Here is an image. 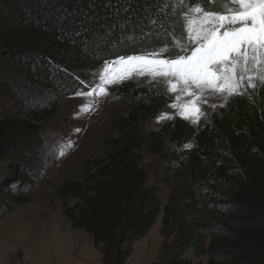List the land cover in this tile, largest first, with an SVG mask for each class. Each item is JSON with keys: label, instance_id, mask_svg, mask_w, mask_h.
I'll return each instance as SVG.
<instances>
[{"label": "trees", "instance_id": "trees-1", "mask_svg": "<svg viewBox=\"0 0 264 264\" xmlns=\"http://www.w3.org/2000/svg\"><path fill=\"white\" fill-rule=\"evenodd\" d=\"M197 2L220 7L191 0ZM171 4L159 12L158 0H0V101L10 103V108L0 105L3 207L11 211L29 201V193L13 186L33 180L15 163L25 158L23 147L41 139V125L56 117L63 99L90 90L104 60L171 45L165 35L174 27ZM44 91L57 99L30 105ZM110 92L131 105L110 123L112 136L100 154L83 160L82 177L59 187L71 224L114 247L117 263L126 264L161 213L156 188L145 185L148 171L140 165L146 149L170 174L162 222L174 248L159 264H193L184 257L189 249L198 259L207 258L205 264H261L264 222H254L264 220V84L253 98L230 97L198 124L175 117L159 130L146 126L171 104L168 96L135 81ZM22 103L28 105L15 108ZM250 249L261 253H243Z\"/></svg>", "mask_w": 264, "mask_h": 264}, {"label": "rangeland", "instance_id": "rangeland-1", "mask_svg": "<svg viewBox=\"0 0 264 264\" xmlns=\"http://www.w3.org/2000/svg\"><path fill=\"white\" fill-rule=\"evenodd\" d=\"M127 81H135L152 93L168 96L171 104L177 102L176 94L165 93L162 85L149 81L147 77H134L122 83ZM119 84L121 83L108 86L109 94L106 97L92 98L99 102L93 103V110L87 113L81 111V108L90 102V98L78 94L63 99L56 117L41 125V139L34 140L26 148L23 147L25 158L17 160L15 164L29 173L33 181L23 182L19 187L13 188L19 193H29L30 198L26 204L16 206L11 211L0 203V264H118L114 247L95 242L91 234L76 229L66 218L58 190L65 180L82 177L83 160L100 154L101 148L112 136L110 123L118 113L126 112L130 108V101L110 92ZM258 84L260 83L257 82ZM245 94L253 98L254 89H247ZM33 98L30 105L39 107L57 99L56 95L49 91L39 92ZM188 99L181 97L179 102L183 103ZM213 104L215 107H212ZM224 104L225 101L220 97L208 98L207 103L201 104L204 115L200 121L208 114L224 107ZM0 105L3 108H10V103H5V100H1ZM24 105L27 106L28 103L14 106L21 111ZM170 105L146 128L159 130L171 119L180 117L176 114L177 110ZM165 116L167 118H164ZM69 141L71 146H68ZM57 145H63L66 155L59 157L54 154ZM140 165L148 171L145 185L156 188L161 213L154 227L134 244L133 252L126 264H159L165 254L174 248V237L170 235V230L165 229L162 222L164 209L169 204L171 194L166 184L170 174L162 160L146 149L142 151ZM197 195L202 200L201 190ZM262 222L264 220L261 219L254 224ZM205 235L208 236V233L205 232ZM118 240L121 242L123 239L120 236ZM238 253L242 254L240 251ZM243 253L259 254L261 251L250 249ZM184 257L193 264L207 262V258L198 259L193 256L192 249L187 250ZM260 263L264 264V260Z\"/></svg>", "mask_w": 264, "mask_h": 264}, {"label": "snow or ice", "instance_id": "snow-or-ice-1", "mask_svg": "<svg viewBox=\"0 0 264 264\" xmlns=\"http://www.w3.org/2000/svg\"><path fill=\"white\" fill-rule=\"evenodd\" d=\"M206 3L220 7L216 10L201 2L172 0L174 27L165 30L171 45L104 60L101 71L93 74L90 90L78 93L90 98L81 111L93 110V103L99 100L92 98L106 97L108 86L147 77L162 85L165 93L176 94L177 102L170 107L177 110V115L198 124L204 115L201 104L207 103L208 98L220 97L226 102L232 96L244 95L247 89H255L257 82L264 84V0ZM157 6L163 12L170 0H158ZM129 39L136 42L134 37ZM172 48L175 53L168 54ZM181 97L189 99L181 103ZM54 154L66 155L63 145H57Z\"/></svg>", "mask_w": 264, "mask_h": 264}]
</instances>
